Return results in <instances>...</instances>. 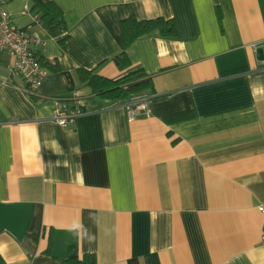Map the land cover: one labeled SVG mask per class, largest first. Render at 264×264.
Listing matches in <instances>:
<instances>
[{"label": "crops", "instance_id": "crops-1", "mask_svg": "<svg viewBox=\"0 0 264 264\" xmlns=\"http://www.w3.org/2000/svg\"><path fill=\"white\" fill-rule=\"evenodd\" d=\"M62 46L31 0H0L31 25L47 66L36 94L0 51V256L63 264L73 238L99 264H264V0H50ZM172 19L124 49L120 20ZM255 47V49H254ZM151 76L154 98L129 119L125 102L92 94L77 69ZM77 95L69 126L51 117ZM28 231L35 236L30 238Z\"/></svg>", "mask_w": 264, "mask_h": 264}, {"label": "trees", "instance_id": "trees-1", "mask_svg": "<svg viewBox=\"0 0 264 264\" xmlns=\"http://www.w3.org/2000/svg\"><path fill=\"white\" fill-rule=\"evenodd\" d=\"M31 2V11L37 15L38 22L49 35L57 37L58 42L64 46L68 36L62 10L50 0H31ZM119 28L124 49L136 38L154 31L163 37H174L176 35L174 21L163 17L138 20L134 16H129L120 20ZM114 62L119 69L125 70L120 76L108 78L95 74L93 70L77 69L80 83L87 85L92 94L120 102H126L131 97L144 94L146 91H153V82L150 75L140 67L129 68L130 64L125 50L114 58ZM41 64L52 71L58 69L57 63L53 64L47 60L42 59ZM28 235L30 238L35 239L31 231H28ZM62 262L63 264H99L92 253H84L79 257L75 237L68 246L67 255ZM0 264H6L1 256Z\"/></svg>", "mask_w": 264, "mask_h": 264}, {"label": "built area", "instance_id": "built-area-1", "mask_svg": "<svg viewBox=\"0 0 264 264\" xmlns=\"http://www.w3.org/2000/svg\"><path fill=\"white\" fill-rule=\"evenodd\" d=\"M41 43L39 34L32 29L31 25L18 27L12 22L7 11L0 12V51L7 52L12 57L8 68L9 74L19 75L22 78V91L27 95L36 94L48 72L35 52V47ZM259 64L264 66V43ZM153 98L152 94H141L126 101L129 119H133L142 111H147L148 102ZM82 113L77 95L61 97L58 98V105L51 119L61 126H69ZM260 241L264 244V232L261 234Z\"/></svg>", "mask_w": 264, "mask_h": 264}]
</instances>
